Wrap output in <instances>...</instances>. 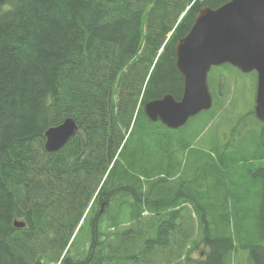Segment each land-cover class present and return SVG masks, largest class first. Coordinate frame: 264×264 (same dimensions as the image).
<instances>
[{
	"label": "trees",
	"instance_id": "1",
	"mask_svg": "<svg viewBox=\"0 0 264 264\" xmlns=\"http://www.w3.org/2000/svg\"><path fill=\"white\" fill-rule=\"evenodd\" d=\"M229 1L0 0V264H264V140L143 111L180 99L175 45Z\"/></svg>",
	"mask_w": 264,
	"mask_h": 264
},
{
	"label": "water",
	"instance_id": "2",
	"mask_svg": "<svg viewBox=\"0 0 264 264\" xmlns=\"http://www.w3.org/2000/svg\"><path fill=\"white\" fill-rule=\"evenodd\" d=\"M176 68L183 78V96H165L151 102L145 112L176 129L211 106L206 76L212 66L231 65L242 73L256 72L254 113L264 123V0H231L215 9H202L189 33L175 46ZM76 123L65 120L45 133L44 149L53 153L75 135ZM23 222L14 227L24 228Z\"/></svg>",
	"mask_w": 264,
	"mask_h": 264
},
{
	"label": "rangeland",
	"instance_id": "3",
	"mask_svg": "<svg viewBox=\"0 0 264 264\" xmlns=\"http://www.w3.org/2000/svg\"><path fill=\"white\" fill-rule=\"evenodd\" d=\"M216 76H220L224 88L223 91L221 90L219 100H214L212 111L216 115L209 125L212 126L211 131L217 133L220 137L225 136L228 140L227 142L233 148H236L235 144L239 145L241 141L254 137L257 145L259 143L262 150L261 141L264 140V124L257 122L253 114L256 74L254 72L242 73L229 65H223L213 67L210 70L208 83L210 84L211 80ZM209 88L211 90V86ZM217 102L219 105L215 107ZM188 124L192 134H198L203 129V124L193 122V119L189 120ZM234 126H238V131L230 133ZM183 128L181 127L175 131ZM207 129L205 128L201 133L203 135L201 139L209 144L210 142L207 140L209 134L204 135V133H208L206 132ZM201 139L197 142L199 146L203 145ZM238 147L242 146L239 145ZM207 149L208 147H204V150ZM234 154L239 155V153ZM195 255L198 256V253ZM236 262V264H243L242 258L236 259Z\"/></svg>",
	"mask_w": 264,
	"mask_h": 264
},
{
	"label": "bare ground",
	"instance_id": "4",
	"mask_svg": "<svg viewBox=\"0 0 264 264\" xmlns=\"http://www.w3.org/2000/svg\"><path fill=\"white\" fill-rule=\"evenodd\" d=\"M203 9H205V8H203ZM206 9H209V8H206ZM202 10V9H201ZM200 10V11H201ZM211 10V9H210ZM159 100H161V99H157V100H152V101H149V102H147V103H145L144 104V106H143V111H144V114L146 115V117L149 119V121H151L152 123H157V122H159L157 119L156 120H151L148 116H147V114H146V112H145V107H146V105H148L149 103H151V102H155V101H159ZM68 119H71V118H68ZM65 120H67V119H65ZM64 120V121H65ZM71 120H73L74 121V119H71ZM63 121V122H64ZM160 124H162L161 122H159ZM163 125V124H162ZM163 126H165V125H163ZM166 127V126H165ZM167 129H169V130H172V131H175V130H177V129H170V128H168V127H166ZM74 137V136H73ZM214 154V153H213ZM203 165V164H202ZM198 170V169H197ZM195 172V171H194ZM213 185H215V184H213ZM208 186V185H207ZM201 188V187H200ZM214 188H215V186H214ZM211 201V200H210Z\"/></svg>",
	"mask_w": 264,
	"mask_h": 264
}]
</instances>
